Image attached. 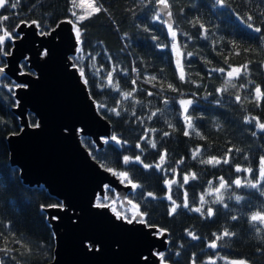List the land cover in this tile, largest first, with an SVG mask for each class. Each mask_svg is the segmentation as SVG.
<instances>
[{"label": "trees", "instance_id": "16d2710c", "mask_svg": "<svg viewBox=\"0 0 264 264\" xmlns=\"http://www.w3.org/2000/svg\"><path fill=\"white\" fill-rule=\"evenodd\" d=\"M92 1L101 10L91 12L77 25L82 30L84 43L83 52H78L73 63L85 69L91 85L87 88L95 103L114 106L116 100L121 99L114 90L117 82L122 91H131V81L136 80L137 91L129 100H122L120 107L127 111H122L120 117L109 113V119L102 115L110 123L111 132L127 140V145L117 149L108 144L96 151L87 138L81 139L82 145L92 158L95 156L109 167L124 170L125 166L119 163L121 155L140 154L135 148L139 137L146 128H155L154 133L149 132V138L157 148L143 143L142 159L155 164L159 162V155L166 151L162 170H144L135 164L127 167L133 178L143 185L142 190L154 192L157 199L146 200L139 190L129 195V199L139 202L141 210H146L148 223L167 231L166 261L169 264H191L190 257L195 254L198 264H206L210 257L215 264L239 259L247 260L248 264H264V231L258 233L257 227L249 220L253 213L264 212V196L260 190L232 185L221 190L222 203H211L215 195H207L208 182L212 181L215 188L221 176L230 184L238 177L242 181L258 177L259 160L264 156V132L256 129L255 121H244L245 117L249 120L256 117L264 122V100H257L253 92L257 84L264 90V40L260 39L264 36V0H225L228 6L223 8L216 6L215 0H168L173 29L177 32V53L172 51L165 24L154 20L157 12L154 0ZM71 4V0H20L16 9L0 10L10 17L2 22L0 30L13 34L20 21L35 20L41 25L39 31L47 32L61 19L74 21ZM248 15L253 16L252 23L261 27V33L253 32L237 19V16H243L246 20ZM201 23L208 28L206 37L199 27ZM153 37L157 39L153 40ZM9 48L6 40L3 52L7 53ZM188 52L192 53L191 57L187 56ZM180 53H183V81L176 69V57ZM2 55L0 53V65L3 64ZM243 65L248 66L247 71L242 69L238 79L227 76L231 67L242 68ZM113 66L116 68L113 88H108L106 77ZM21 67L26 70L23 63ZM133 68L137 71L133 72ZM219 68L225 71H212ZM124 72H127L126 76ZM152 76L156 79H149ZM229 80L231 83L225 88V81ZM233 84L236 86L232 87ZM241 84L246 87L241 88ZM11 86L8 78H0V264H45L51 259L53 241L40 207L58 202L42 188L21 184L17 169L9 165L5 137L19 130L10 111L14 105ZM217 89L223 91L218 94ZM149 91L154 95L148 96ZM237 95L241 97L239 103L235 100ZM181 99L193 101L189 109L193 128L187 129L188 137L183 135ZM136 100L140 103H135ZM164 100L168 103L165 104ZM157 109L160 111L156 117L149 120L151 112ZM133 110L143 123L132 115ZM28 122L35 123L32 114H28ZM165 131L168 136L163 135ZM197 132L200 135H196ZM197 147L201 151L193 160L192 152ZM229 148L233 149L229 164L214 167L199 163L209 156L222 158ZM180 159L184 163L177 166ZM235 165L253 169L252 175L237 173ZM171 167H176L179 175L163 170ZM186 172L196 173L197 179H190L183 188L173 185V199L182 203L186 190L190 207H199V198L204 194V211L212 207L213 217L206 218L182 207L177 214L168 215L171 204L166 199L168 189L163 181L174 175L180 181ZM261 187H264V181ZM108 195L113 198L112 193ZM236 195L244 198L238 203ZM233 215L238 219L232 220ZM224 228L236 235L218 242L215 250L208 248V242L214 239L212 234ZM189 230L200 239L193 240L187 234ZM177 252L180 255H176Z\"/></svg>", "mask_w": 264, "mask_h": 264}, {"label": "water", "instance_id": "95a60500", "mask_svg": "<svg viewBox=\"0 0 264 264\" xmlns=\"http://www.w3.org/2000/svg\"><path fill=\"white\" fill-rule=\"evenodd\" d=\"M156 9L168 20L163 12L169 8ZM69 20H59L44 35L35 25L17 23L13 34L18 30L22 38L8 40L10 54L2 55L0 66L4 67L0 78L12 83L10 111L19 128L5 137L9 165L17 169L21 184L42 188L58 202L49 205L55 207H40L53 241L51 259L45 264H160L156 253L167 250V231L157 238L153 235L157 226L129 224L117 219L112 205L95 206L105 195V185L111 186L113 197L129 199L133 193L81 143L87 138L96 151L101 150L105 145L101 138L112 132L74 67L77 41ZM45 49L46 56L41 54ZM28 114L35 118L33 125Z\"/></svg>", "mask_w": 264, "mask_h": 264}, {"label": "snow or ice", "instance_id": "6c2138e0", "mask_svg": "<svg viewBox=\"0 0 264 264\" xmlns=\"http://www.w3.org/2000/svg\"><path fill=\"white\" fill-rule=\"evenodd\" d=\"M149 2H152V0H149ZM155 4L163 6V9H168L170 7L168 0H154ZM20 3V0H0V10L3 9H16L17 5ZM73 5H75L76 0H72ZM215 5L219 6L221 8L223 7H227L228 5H226L225 0H215ZM88 8L91 9L92 13H98L101 9L98 6H95L94 3H89L88 4ZM73 16H77V13L75 11L72 12ZM163 15H166L168 17V20H162V12L161 11H157L155 13L154 16V20L160 21L163 24H165L166 28H167V32L168 35L171 38L172 44H171V48L173 53H177L178 52V42H177V32L173 29V24L171 23V18H172V13L170 11L167 12H163ZM88 16L87 15H80L78 16L77 20L72 21L69 20L68 23L73 25V29H74V33H75V39L77 41V52L82 53L83 52V40L81 39L82 36V30L80 27H78L77 25L79 24V22L87 19ZM10 19L9 16L7 15H3L2 13H0V25H2V22L4 21H8ZM237 19L241 21V23L245 24V26L252 30L255 33H261L262 29L260 26L255 25L254 23H252L253 21V16L252 15H248L247 19L245 20L243 16H237ZM20 24H23L24 26H29L31 27L32 25H35L37 28H41V25L39 24L38 21H21ZM17 29L19 28V25L16 26ZM200 29L202 30V33L205 35V37L207 36L208 33V28L201 23L199 25ZM41 35H44L45 33L43 31L40 32ZM22 38V36L19 34L18 30L15 34L9 33L7 30L3 31V34H0V53L4 54V55H9L10 53H4L3 52V45L5 44L6 39L8 40H13V39H20ZM157 37H153V40H156ZM260 39L264 40V36H261ZM161 47H164L163 45H161ZM42 55H47V49L43 50V52L41 53ZM183 56V53H180L179 55H177L176 57V69L179 75V79L181 81H183L185 79V75H184V67H183V63L181 60V57ZM188 57L192 56L191 52L187 53ZM93 61H95L94 57H90ZM27 59V57L25 58ZM23 67V65H22ZM74 67H78L77 65H74ZM248 66L247 65H243L242 68L241 67H231V70L227 72V76L229 78L232 79H238L239 75L242 71V69L244 71H247ZM116 71L115 66H113L112 70L108 72L107 77H106V86L108 88H113V73ZM133 72H136L137 70L135 68L132 69ZM212 71H217V72H221L223 73L225 71L224 68H219V69H212ZM4 72V67H0V73ZM78 72L79 75L81 76V78H83V83L85 85H88L89 87H91V85H89L88 79L86 78V74H85V69L83 67H78ZM24 74V73H21ZM125 76L127 75V72L123 73ZM234 74H236L234 76ZM149 79L151 80H155L156 77L152 76ZM231 83V81H225V88H227V86ZM251 83V82H249ZM136 84L137 81L136 80H132L131 81V91H122L120 86H119V82H117V84L114 87V90L119 94V96L121 97V99H117L115 102V105L112 107H109L107 104H103V103H95V106L97 107V109L99 110L101 115H105L107 118L111 119V116L109 115V113L114 114L116 117H120L122 114V111H127V109H121L120 105L122 100L126 101L129 100L131 97H133V94L137 91L136 88ZM236 85H232V87H235ZM16 87H21V85H17ZM23 87H26V85H23ZM103 85L101 86V89L103 90ZM169 88H172V85L168 86ZM241 88H245L246 85L241 84L240 85ZM175 90V89H173ZM223 89H217V93L219 94L220 92H222ZM254 96L257 100H264V90H262L260 85H255L254 89ZM148 96H152L154 95L153 92H147ZM235 100L237 103H239L241 101V97L239 95H237L235 97ZM165 104L168 103L167 100L163 101ZM135 103H140V101L136 100ZM217 103H219V101H217ZM180 107L182 109V117H183V121H184V125H185V130L183 131V135L185 137H188L190 135L189 131L187 129H192L193 128V116L190 113L189 109L193 104L192 100H187V99H181L179 101ZM160 111L159 109H157L156 111L151 112V114L149 115L148 119L151 120L153 117H156L157 112ZM132 115L134 117H136V119L140 120L141 123H143V119L139 116H137L136 112L133 110ZM253 121H255V124L257 126V128L264 132V122H261L258 118L253 117L252 120H249L247 117H245V123H252ZM36 127H38L39 125L36 124L34 125ZM170 127H172L171 124H169ZM156 131L155 128L152 129H145L143 134L139 137L138 142L135 144V148L140 150V154H135V155H121L119 163L122 164L123 166H125L124 170H117L115 168L109 167L107 166L105 163H103L102 161H100L97 157H93L94 159H97V162L100 163V166L102 168H104L105 171L109 172L111 175L117 177L120 181V183L125 187L130 189L131 193H135L138 190L140 191V195L144 198V199H157L156 195L154 194V192L152 191H147L146 193L142 190L143 189V185L139 182H137L133 176L130 174V169L127 167L129 165L135 164V165H139L141 166L144 170H149L152 168H155L157 171L162 170V166L165 163L166 160V156H167V152H162L159 157L158 160L159 162L155 163V164H149L146 163L143 159H142V154L145 151V149H143L141 147V145L143 143H147L150 144L151 148L156 149L157 145L155 142H153L152 139L149 138V132L154 133ZM164 136H168L169 133L168 132H164L163 133ZM196 135H200V133H196ZM253 135H255V132H253ZM201 138L203 139L204 137L201 136ZM101 142L105 145L108 144H113L117 149L118 148H122L125 145L128 144V141L123 139L121 136H118L115 132H113L110 136L107 137H102L101 138ZM201 149L199 147H197L196 149L193 150L192 152V159L196 160L197 156L199 155ZM239 151V150H237ZM233 152V149L229 148L227 150V152L224 154V156L222 158H218L216 156H209L207 159H201L199 160V163L201 164H205V165H212V166H218L221 164H229L231 162V154ZM184 160L180 159L176 162V165L179 166L180 164H183ZM165 172L167 171H171L172 173L179 175V173H177V168L176 167H171L170 169H163ZM235 171L237 173L240 172H245L248 173L249 176L252 175L253 173V169L251 168H242L239 165H235ZM196 180L197 179V175L194 172H186L183 176L182 179L180 181H178L175 178V175L173 176V178L171 179H164L163 183L165 185V187L168 189V195L166 196V199L170 202L171 207L169 208L168 211V215H174L177 214V210L179 208H185V209H189L190 211L196 212L201 214L202 216H205L206 218H211L214 216L215 212L214 209L212 207H207L206 211H204V205H205V195L201 194L200 198H199V207H190L189 204V197H188V193L185 190L183 193V200L182 203H177V200L173 199L172 196V186L173 185H178L179 188H183L185 185H187L189 183V180ZM219 184L217 187L213 188V182L209 181V189H208V193L207 195H215V199L213 201H211V203H222L223 202V195H221V190L222 189H227L230 188L232 185H235L236 188H243V187H250L253 189H258L260 190V194L262 196H264V187H261V182L264 181V156L260 157L259 160V169H258V177L255 179H245V180H241L239 177L236 178L235 180L231 181V184L226 181L224 179V177H219ZM105 195H103L98 202L95 204L96 207L98 208H102V207H109L110 205H112V211L115 214V216L117 217V219H121L126 221L129 224H132L133 222L135 223H139V224H145L147 227L152 228L153 225L148 223V220L146 219V217L148 216V213L146 212V210H141V205L139 202H134L132 199H127V198H123V197H113V198H109V193L112 192V188L109 185H105ZM244 197L241 195H236L235 196V200L239 203ZM119 203V206L121 208L120 211L117 210V207H115L114 205H117V203ZM225 208H227V204L223 205ZM42 208L45 207H55V206H47V205H41ZM59 207H63L62 205H60ZM53 220L58 219V217H52ZM232 220H237L238 217L233 215L231 217ZM250 222L253 223L254 226L257 227V232H261L264 231V228L258 227V226H264V212L261 211H257L255 213H253L250 217H249ZM189 236H191V238L193 240H198L200 239V237L198 235H196L195 233H193L192 231H188L187 233ZM154 236H156L157 238H163L166 235V230L156 227L155 232L153 233ZM236 235V233L229 231L227 228H224L221 232L219 233H213L212 236L214 237V239L210 240L207 244V247L210 249H217L218 247V242L224 240L225 238H232ZM87 243V242H86ZM91 248V245H88ZM98 250V249H97ZM176 255H180L179 252L175 253ZM156 256L158 257L160 264H167L166 258L164 253L162 252H157ZM190 261L191 264H198V258L195 256V254H193L192 257H190ZM206 264H215V260L213 258H209V260L206 262ZM230 264H248L247 260L245 259H239V260H234L231 261Z\"/></svg>", "mask_w": 264, "mask_h": 264}, {"label": "rangeland", "instance_id": "374dc122", "mask_svg": "<svg viewBox=\"0 0 264 264\" xmlns=\"http://www.w3.org/2000/svg\"><path fill=\"white\" fill-rule=\"evenodd\" d=\"M71 3H72V0H71ZM89 3H93V1L92 0H76L75 5H73V3H72L71 4V15H72V12L75 11L77 13V16L72 15L71 18L75 21V20H77L78 16H80V15L90 14L92 11H91V9L88 8ZM3 31L0 30V34H3ZM6 40H8V39H6ZM256 129L259 130L257 128V126H256ZM114 206L116 207L118 205H114ZM230 262L231 261L223 260V264H230Z\"/></svg>", "mask_w": 264, "mask_h": 264}]
</instances>
